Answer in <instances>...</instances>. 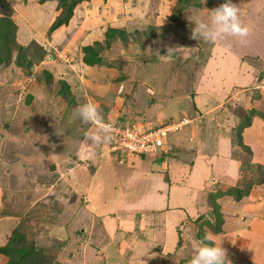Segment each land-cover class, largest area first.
Here are the masks:
<instances>
[{"label":"crops","instance_id":"obj_1","mask_svg":"<svg viewBox=\"0 0 264 264\" xmlns=\"http://www.w3.org/2000/svg\"><path fill=\"white\" fill-rule=\"evenodd\" d=\"M151 3L146 0L82 1L75 6L69 22L52 31L50 37L53 43L65 35L83 44L100 30L99 34L104 39L103 34L108 28L122 30L127 34V29L132 25H150L154 31L164 23L160 21H164L165 15L154 18L153 23L140 22L149 19ZM235 3L241 5L239 2ZM2 7L5 12H1ZM159 7L163 9V5ZM192 9L187 11L190 13ZM199 11L200 9H195V12ZM58 15L55 1L0 0V19L6 17L13 23L17 42L22 45L33 39L38 42V39L47 34ZM170 24L171 22L168 23ZM247 25L251 30L257 27L244 38L247 46L242 47L240 38L232 36L212 42L213 48L211 46L209 49L208 61L201 68L203 74L198 75V81L192 82L193 85L188 81L191 84L189 93H185V98L180 101L170 100L172 94L169 96V103H174L176 110L179 107L182 110V115L179 110L174 114L187 116L191 123L182 132L166 138L159 152L146 156L118 153L107 156L105 149L104 154L91 151V157L86 158L85 164H76L81 166L82 171H73L74 167L64 171L62 175L68 177L67 183L70 182L71 198L73 196L75 199L80 194L84 198L79 200L77 213L81 212L76 215L81 216L79 223L85 225L80 228V234L89 241L82 244L75 242L79 247L78 251L81 246L83 248L73 257L77 264H164L171 255L180 260L187 258L193 255V242L198 241L193 222L201 216L206 220L202 235L211 242L221 244L226 256L231 257L230 264H264V172L263 182L254 185L241 200L235 201L226 195L218 196L225 189L239 187L242 183L240 169L246 158L241 156L245 153L236 139L239 125L247 119V115L240 122L237 109L241 108L247 114L249 111L264 114V22H255L254 25L253 22H247ZM116 40L121 42L118 37L112 41ZM166 54L167 52L160 53L164 57L159 58L160 62L171 58L164 56ZM77 61L78 64H84L81 63L82 57L77 56ZM83 66L86 69L93 68L85 64ZM65 67L64 72L76 78V73L75 76L72 75L74 68ZM120 70L126 72L121 75L123 78H115L117 83L111 84L108 80L112 79L113 69L101 72L97 79L101 80L102 77L103 86L98 88L102 94L97 102L101 101L102 105L108 106L107 113L114 119L113 122L119 120L118 117H113L118 112L116 107L118 104L124 106L126 101L120 98L117 89H124L129 77L136 75L139 91L130 100L132 106L128 112L123 109L122 116L117 113L128 123L131 121L126 116L130 115L132 107H135V112L140 111L142 108L138 107L146 103L145 108L149 107L151 110L156 106L155 102H159L160 96L158 92L154 95L148 93L149 84L140 82L138 69L128 70L122 67ZM208 75L212 78L209 79ZM158 76L160 77L157 73ZM72 82L73 86L65 82L71 95L76 96L69 105L62 96L56 97L48 92L42 94L44 106L47 105L45 108L57 105L55 108L61 110V113L52 115L53 119L60 116L63 121L66 109L74 114L75 109L70 106H77L81 97L84 101L83 86L75 87L76 82ZM95 84L88 86L94 92L97 91L98 81ZM93 85L95 89L91 88ZM10 98L5 96L3 101ZM135 98L139 102L135 103ZM157 113L146 115L145 120L159 122ZM164 113L173 112L168 109ZM100 114L102 116L101 108ZM48 117L50 118L49 114ZM41 120L40 128L47 124V121ZM75 122L78 119H71V122L66 123L71 125ZM54 128L53 126L52 129ZM197 128L209 132L202 135ZM217 134L221 135V139L218 141L216 138L217 143H214L212 137H217ZM239 136L238 139L250 151L247 161L264 167V120L256 115L251 116L250 125L241 129ZM174 142L181 143L179 148L182 155L187 157H181L169 165V146ZM206 146H212L213 151ZM90 160L93 165L89 164ZM86 177L89 182L83 185L82 181ZM0 194L3 195V192L0 191ZM212 200L218 204L223 220L219 232L211 230L215 225ZM13 218L11 215L0 216V246L6 243L12 231L10 224ZM6 263L7 259L0 254V264Z\"/></svg>","mask_w":264,"mask_h":264},{"label":"rangeland","instance_id":"obj_2","mask_svg":"<svg viewBox=\"0 0 264 264\" xmlns=\"http://www.w3.org/2000/svg\"><path fill=\"white\" fill-rule=\"evenodd\" d=\"M141 1L144 2L145 0ZM146 1L151 3V0ZM235 2H239L241 5H237ZM222 3L224 0H188V2L184 0H152L149 19L140 22L153 23L155 22L154 18L157 19L162 14L165 17L164 21L160 22L164 23L154 31L151 30L150 25H132L127 29L129 32L126 34V39L121 38V42L119 40L112 41L109 46H106L105 34H103L104 39L99 34L101 30L96 31L92 39L83 44L73 41L65 35L53 43L50 37L52 31H48L42 38L40 37L41 39H38V42L33 39L23 44L25 48L27 47V50L24 51L27 57L31 53L33 57L36 56L35 52L38 51V46L45 52L43 59L39 63L34 59L33 63L37 64H32L29 68L19 66L16 62L17 54L21 52H17L16 45H22L17 42L16 28L11 27V23L5 24L4 22L0 25V28L4 27L3 33H7L9 41L14 39V43L7 44L4 50V53L7 51L8 55L11 56L10 62L0 64V191L3 192V195L0 194V216H14V220L11 224L9 223L10 228L12 230L18 228L26 236V240L32 241L35 249L43 253L51 264H77L73 257L83 248L81 246V250L78 251L79 247L75 242L82 244L89 241L85 236L82 237V233L80 234V228H84L85 225L79 223L81 216L76 215L81 212L77 213L80 206L79 200L81 198L84 200V198L81 197V194L77 195L75 199L73 196L71 198L70 182L67 183L69 179L62 174L73 167V171H82L81 166L76 164L81 165V162L85 164L86 160L91 157V151H97V153L99 151L100 154L101 152L104 154L105 149L107 156H112L111 153L115 152L109 151V147L113 146H109L112 140L100 144L92 143L89 137L98 131L97 126L82 121L75 115V112L73 114L69 109H66L63 113V121L60 116L53 119L52 115L56 112L61 113V110L55 108L58 107L57 105L45 108L47 105L44 106L42 94L48 92L55 96H61L62 84L67 82L73 86L72 81H75V87L83 86L82 96H84V101L81 97L77 106L85 102L97 103L99 111L100 108L102 109L103 120H112L111 122H113L114 119H111L107 113L108 106L102 105L101 101L97 102L102 94L99 93L98 88L103 86L102 77L101 80L97 78L104 69L112 68V79L108 82L110 81V84L117 83L115 78L121 80L123 78L121 75L125 72L120 70L122 67L128 70L138 69V79L144 84H149L147 88L150 90L148 92L150 95L158 92L159 102H155L156 106L154 105L155 107L151 110L149 107L145 108L146 103L138 107L142 108L140 111L135 112L133 110L135 107H132L130 115L126 116L131 122H124L117 113L122 116L123 109L128 112L127 110L132 106L130 100L139 91L136 75L130 76V80L124 89L115 88L118 90L115 91L120 98L126 101L124 106L118 104L116 107L118 112L113 116L119 119L115 120L116 124L124 126L132 123L133 125L144 124L147 127H156V125L165 123L172 118L183 117L174 114L179 110V114L182 115V110L180 107L176 110L174 103H169V96L172 94L170 100L175 99L177 101L185 98V93H189L191 90L192 82L198 81V75L203 74L201 68L208 61L209 49L213 45L212 42L203 38H194L192 28L197 20L207 22L210 17V10L219 7ZM232 3L239 9V17L243 25L248 27L247 22H253V25L255 22H264V0H234ZM162 5L163 9H160L159 6ZM190 8H193V11L189 13L187 10ZM4 9L2 7L1 12ZM195 9H200V11L195 12ZM170 22L171 24L168 25ZM248 28L249 32L257 29V27L252 30L251 27ZM5 34H0V45ZM34 44H37V47ZM241 44L242 47L248 45L245 42ZM86 46L97 48L102 60L100 65H94L92 69H89V66L86 69L84 64H78L77 61V56H84L82 48ZM172 46L175 47L171 58L166 62H160L159 60L164 58L160 53L167 52L166 48ZM65 66L68 69L74 68L72 75L75 76L76 73V78L65 73ZM62 67L64 70L61 69ZM47 72L50 76L53 75L52 79L49 77L48 80V76L45 75ZM157 73L160 77H157ZM208 77L209 79L212 78L211 75ZM70 78L73 80L70 81ZM97 81V91L94 92L88 86ZM95 85L91 88L95 89ZM115 91L112 92L115 93ZM4 96L11 98L4 102ZM66 97L64 100L68 105L71 104L70 99L76 98L71 93ZM134 102L139 101L135 98ZM77 106L71 105L70 107L76 111ZM168 109L173 113H164ZM156 112H158L159 122L154 123L152 119L145 120L146 115L150 116ZM236 112L240 116V122L251 113L249 111L247 114L241 108L237 109ZM64 117L70 120H65ZM41 118L47 121V124L40 128ZM3 119L8 125L3 124ZM71 119L75 121L78 119V122L67 125ZM59 121H61L60 124ZM53 126L54 129H52ZM197 131L203 133L202 135L209 132L200 128H197ZM216 138L220 141L221 135L217 134V137H212L214 143H217ZM179 144L174 142L169 146V159L167 158L169 165L181 157H187L185 154L182 155L183 152L179 148ZM206 147L208 150L213 151L214 149L212 146ZM242 151L245 154L242 153L241 156L246 158V162L249 156L248 152L243 149ZM55 162L56 164H54ZM89 164L93 165V161L90 160ZM248 167L250 168V166ZM250 169L251 175L246 176L244 182H248L251 178L254 180L258 176L257 172L253 170L255 168ZM32 172L33 174H31ZM37 172H39L38 175ZM88 182L89 179L86 177L82 184L86 185ZM73 192L75 195V191ZM201 217L193 222L197 239L201 237L199 235L203 234V225L206 222L205 218ZM190 258L191 256L180 260L171 255L166 258L167 261L164 264H187ZM226 259L230 261L231 257L226 256Z\"/></svg>","mask_w":264,"mask_h":264},{"label":"trees","instance_id":"obj_3","mask_svg":"<svg viewBox=\"0 0 264 264\" xmlns=\"http://www.w3.org/2000/svg\"><path fill=\"white\" fill-rule=\"evenodd\" d=\"M43 1L57 2V9L60 11L59 15L55 18V20L52 22V24L49 27V32H51L59 28L62 25H66L68 23L69 18L71 17L73 13L75 6L85 0H40V2H43ZM184 1L188 2V0H184ZM4 22L5 24L11 23V27L13 28L15 27L13 23L9 22V19H7L6 17L0 19V25ZM3 31H4V27L0 28V34L2 35L5 34L3 33ZM126 36H127L126 33L122 30H115L112 28H108L105 32L106 46H109L112 40L116 39V37H118L119 39L121 38L126 39ZM12 42L14 43V39L9 41L7 37V33H6L3 36L2 44L0 45L1 47L0 64L8 63V61L10 60L11 56L8 55L7 51L6 53H4V50L6 49L5 48L6 45L11 44ZM34 45L35 47H37V44H34ZM16 48H17L16 49L17 52L21 51L19 52V54H17L16 62L19 66H24L26 68L31 67L32 64L39 63L45 56V52L39 46L37 47L38 51L36 52L34 51L36 55L34 57L32 53L30 54V56L27 57V54L24 52L25 50H27V47L25 48V46L17 44ZM82 51L84 53V56L82 57V61L85 65L94 66V65H100L102 63L99 57V52L97 48L95 49L94 47L86 46L82 48ZM34 59L37 63H33ZM45 75L48 76V80H49V77H51L50 74L47 72L45 73ZM62 85L63 87L61 90V93H62L61 96L66 99L67 98L66 96L70 94L69 88L65 82ZM72 100L73 98L70 99L71 103H72ZM249 115L250 117L253 115H256L264 120V114L260 112L251 111ZM250 117L247 116L246 117L247 119L244 120L241 123V125H239V128L237 130L238 138H240L239 134H240L241 129L248 127L250 125ZM4 120L5 119H3L2 122L3 124H6ZM238 138L236 140L239 143V146L243 150L248 152V154H250L249 149L245 147L242 144L241 139H238ZM248 166H250V168L252 167L255 168L253 170L257 172L258 176L254 180L251 178L249 179L248 182H244L243 180H245L246 176H248L249 174L251 175V169ZM246 167L249 169H247ZM263 172H264V167L260 164H255V163L253 164V163H250V161L243 163L242 168L240 169V177L242 179L241 185H239V187H230L225 192L218 194V196L226 195V196L232 197L235 201L241 200L243 197H246L249 194L250 189L254 185H259L263 182ZM212 203H213V214L215 216V225L213 228L211 227V230L214 232H219L221 229L220 226L223 220H222L221 213L219 212L218 204L215 203V200H212ZM208 225L212 226L211 224H208ZM199 236H201L200 238H198L199 240H202L205 243H212L204 236L202 235H199ZM0 254L3 255L7 259L6 264H51L48 261L49 259L43 253L35 249V246L32 241L26 240V236L22 232H20L18 228L13 229L6 243L0 246Z\"/></svg>","mask_w":264,"mask_h":264},{"label":"clouds","instance_id":"obj_4","mask_svg":"<svg viewBox=\"0 0 264 264\" xmlns=\"http://www.w3.org/2000/svg\"><path fill=\"white\" fill-rule=\"evenodd\" d=\"M248 33L249 28L242 24L239 9L232 3V0H224V3L219 7L210 10V17L207 22L197 20L192 28L194 38L200 37L213 43L224 40L227 36L240 38L243 43ZM173 53L174 47H169L164 56L171 57ZM75 115L82 121L97 126L98 131L89 137L92 143L100 144L111 139L112 125L103 121L96 104L92 102L79 104ZM192 248L193 255L188 264H230V261L226 259L225 249L221 247V244H216L214 241L212 243H205L202 240L194 241Z\"/></svg>","mask_w":264,"mask_h":264},{"label":"built area","instance_id":"obj_5","mask_svg":"<svg viewBox=\"0 0 264 264\" xmlns=\"http://www.w3.org/2000/svg\"><path fill=\"white\" fill-rule=\"evenodd\" d=\"M112 125L110 136L112 142L109 151L128 156H146L157 153L165 144V140L172 134L183 131L191 120L187 116L171 119L156 127L144 124L117 125L116 122L105 121ZM95 125V124H94ZM96 126V125H95Z\"/></svg>","mask_w":264,"mask_h":264}]
</instances>
